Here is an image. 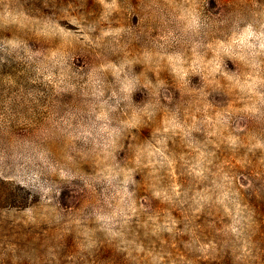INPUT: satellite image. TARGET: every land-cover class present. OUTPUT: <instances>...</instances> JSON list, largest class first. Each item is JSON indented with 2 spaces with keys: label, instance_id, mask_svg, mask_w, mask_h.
<instances>
[{
  "label": "rangeland",
  "instance_id": "obj_1",
  "mask_svg": "<svg viewBox=\"0 0 264 264\" xmlns=\"http://www.w3.org/2000/svg\"><path fill=\"white\" fill-rule=\"evenodd\" d=\"M0 264H264V0H0Z\"/></svg>",
  "mask_w": 264,
  "mask_h": 264
}]
</instances>
